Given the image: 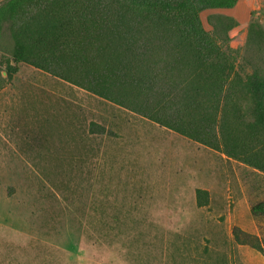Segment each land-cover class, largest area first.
<instances>
[{
    "label": "rangeland",
    "instance_id": "374dc122",
    "mask_svg": "<svg viewBox=\"0 0 264 264\" xmlns=\"http://www.w3.org/2000/svg\"><path fill=\"white\" fill-rule=\"evenodd\" d=\"M10 1L0 0V264H264V214L252 210L264 173L241 158L264 170V132L247 151L230 143L232 156L15 61ZM201 20L242 77L264 76V0Z\"/></svg>",
    "mask_w": 264,
    "mask_h": 264
},
{
    "label": "trees",
    "instance_id": "16d2710c",
    "mask_svg": "<svg viewBox=\"0 0 264 264\" xmlns=\"http://www.w3.org/2000/svg\"><path fill=\"white\" fill-rule=\"evenodd\" d=\"M238 1L11 0L7 12L15 61L234 156L230 143L247 151L264 132V76L242 77L201 14ZM206 195L198 192L199 206ZM252 210L264 214V203Z\"/></svg>",
    "mask_w": 264,
    "mask_h": 264
}]
</instances>
